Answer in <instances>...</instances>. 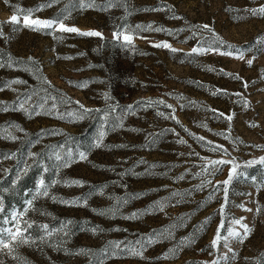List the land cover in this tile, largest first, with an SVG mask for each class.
Returning a JSON list of instances; mask_svg holds the SVG:
<instances>
[{
    "label": "rangeland",
    "instance_id": "rangeland-1",
    "mask_svg": "<svg viewBox=\"0 0 264 264\" xmlns=\"http://www.w3.org/2000/svg\"><path fill=\"white\" fill-rule=\"evenodd\" d=\"M50 2L0 0V217L34 225L0 264H264V0Z\"/></svg>",
    "mask_w": 264,
    "mask_h": 264
},
{
    "label": "snow or ice",
    "instance_id": "snow-or-ice-1",
    "mask_svg": "<svg viewBox=\"0 0 264 264\" xmlns=\"http://www.w3.org/2000/svg\"><path fill=\"white\" fill-rule=\"evenodd\" d=\"M57 2H58V0H51V2L47 6H51L52 3H57ZM20 11L22 13H25V12L27 13L24 16L23 26L33 28L34 30H44V29L55 30L56 28H58L60 31H63V32H70V33L71 32H77L80 35H84V36H96V37L102 36V33L98 32V31L80 32L79 29H77L75 27H66L65 24L63 23V20L67 19V17H59L58 16L56 18L47 19V20H41V19L30 20L28 17L31 16L32 12L35 10H33V9H29V10L21 9ZM260 11L264 12V8L260 9ZM8 22L13 23L14 26L20 24V20H19V17L17 15H12L10 18V21H8ZM2 26H3V22H0V36H4V33L2 31ZM139 27L140 26L138 25L137 28H139ZM204 27L206 28L207 25H205ZM157 30H159V29H157ZM128 31H131V29H128ZM120 35H122V33H120L118 31L117 33L114 34V37L119 38ZM123 41H124V46L127 47V46L131 45L132 37L130 35H123ZM157 46H161V45H157ZM163 46L167 47V45H163ZM173 50L175 51V49H173ZM207 50H212V49H207ZM192 51L196 52L197 49L193 48ZM237 54L239 55V57L241 59H243V51L242 50H237ZM248 63H249V65H251L252 60H248ZM0 66H3V65H0ZM81 107L83 108V106H81ZM129 107H131V106H129ZM21 108H23V104H21ZM93 111H98V110L84 109V114L87 115L88 113H91ZM220 115H224V114H220ZM80 118H83V116H81ZM227 119L230 120L231 116H228ZM103 135H104V133L101 132L100 138H102ZM180 142L184 143L183 140H181ZM95 146L99 147V141L96 142ZM213 150L214 151H220V150H222V146H214ZM15 155H16L15 153H10L9 158L15 157ZM28 155L30 157H35L37 154L29 152ZM67 157L68 158L71 157L70 152L67 153ZM79 158L85 159L86 154L83 152L79 153ZM55 160L60 161L63 164V166H65V167L68 166V163L66 162V160L64 158H62L61 155H59V154H55ZM260 162L264 163V160H262ZM255 163H257L256 160H251V161L247 162L248 165H252ZM225 164H231L229 178L223 182L225 185H227L228 183H230V181L233 179L234 176H238L241 174L238 171V169L240 168V165L236 164L234 161L223 160V159L208 161L207 165L204 166L202 173H197V175H201V174L214 175L219 171L218 166L225 165ZM29 167L30 166H26L23 169V172L26 173ZM44 171L45 172L48 171L47 167L44 168ZM17 179H19V175L17 176ZM53 183H56V181H53ZM73 183L82 184L83 182L82 181H73ZM205 183L210 184L211 181H206ZM203 186H204L203 184L200 185V187H203ZM46 188H47V185H45L44 180L41 179L37 185V194L47 195ZM225 192H227V188H225ZM26 205L27 206L22 211H13L12 213H10L7 220L4 219L3 217H0V225L8 224V223H10L12 225V227H0V251L7 249L9 251V253H12L14 251V249L16 247H18L19 245L28 244L30 241L34 242V241H32V237H31V230L33 229L34 225L32 222L28 221L27 219H24L26 212L29 210V207L32 205V200L27 201ZM3 211H4L3 203H2V201H0V213H3ZM234 223L240 224L241 227L244 229V235L247 234V231H248L247 225L242 224L241 220H236V221H234ZM36 227L40 228V229H44L45 231L48 230L47 225H37ZM219 232H220V229L218 228L217 237L215 239H213V241H212L213 247L217 246L220 239H223L225 241V245H224L225 247H228L227 241L229 238H236V239H241V240L243 239V235L240 232L235 231L234 229L229 230L228 236H226V237H221L219 235ZM213 264H219V261H214Z\"/></svg>",
    "mask_w": 264,
    "mask_h": 264
}]
</instances>
